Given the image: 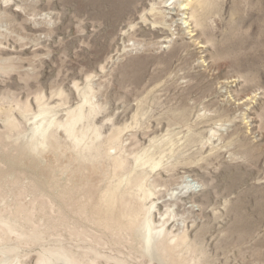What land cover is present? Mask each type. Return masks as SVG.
Returning <instances> with one entry per match:
<instances>
[{
    "label": "rangeland",
    "instance_id": "1",
    "mask_svg": "<svg viewBox=\"0 0 264 264\" xmlns=\"http://www.w3.org/2000/svg\"><path fill=\"white\" fill-rule=\"evenodd\" d=\"M240 1L0 0V264H264Z\"/></svg>",
    "mask_w": 264,
    "mask_h": 264
},
{
    "label": "bare ground",
    "instance_id": "2",
    "mask_svg": "<svg viewBox=\"0 0 264 264\" xmlns=\"http://www.w3.org/2000/svg\"><path fill=\"white\" fill-rule=\"evenodd\" d=\"M242 2H243V0H241ZM240 1V2H241ZM260 2V1H259ZM235 3H237V2H235ZM245 3H246V1H245ZM182 4V3H181ZM238 4V3H237ZM249 4V3H248ZM257 4V3H256ZM260 4V3H259ZM262 4V3H261ZM247 6V5H246ZM264 5H262L261 6V8H259V10H256V11H254V10H249V11H246L245 12V14H244V12H243V14H242V18L244 17V18H247V16L249 17V16H251V17H256V18H258V19H264V7H263ZM189 7H190V4H188L187 6H182V11H184V12H186V11H189L190 9H189ZM257 7V6H256ZM178 8V7H177ZM181 9V8H180ZM247 10V9H246ZM242 12V11H241ZM174 21V20H173ZM187 22V21H186ZM200 23V22H199ZM189 25H190V23H189ZM180 26V25H179ZM186 26V25H185ZM78 146V145H77ZM187 183H189V181H187ZM190 186H192L193 187V185L192 184H190ZM189 186V187H190ZM185 192V191H184ZM188 203V202H187ZM183 206V205H182ZM4 234V233H3ZM2 236V235H1ZM146 241H147V245L149 244V242H150V238H148V240L146 239ZM98 247H99V245H98ZM66 261L68 262L67 264H79L77 261H76V259H72V258H66ZM41 262H48L49 264H55V263H53V261L50 259V258H48V259H46V260H43V258H42V260H41ZM40 262V263H41ZM8 263V262H7Z\"/></svg>",
    "mask_w": 264,
    "mask_h": 264
}]
</instances>
